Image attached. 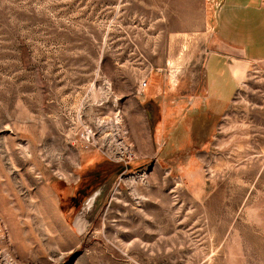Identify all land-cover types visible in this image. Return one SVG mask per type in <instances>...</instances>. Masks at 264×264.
Segmentation results:
<instances>
[{"label":"rangeland","instance_id":"1","mask_svg":"<svg viewBox=\"0 0 264 264\" xmlns=\"http://www.w3.org/2000/svg\"><path fill=\"white\" fill-rule=\"evenodd\" d=\"M200 10L0 0V264H264V61L223 101Z\"/></svg>","mask_w":264,"mask_h":264},{"label":"crops","instance_id":"2","mask_svg":"<svg viewBox=\"0 0 264 264\" xmlns=\"http://www.w3.org/2000/svg\"><path fill=\"white\" fill-rule=\"evenodd\" d=\"M198 5L200 26L188 32L216 39L221 52L209 56L206 70L225 101L230 88L228 60L264 61V0H198Z\"/></svg>","mask_w":264,"mask_h":264},{"label":"built area","instance_id":"3","mask_svg":"<svg viewBox=\"0 0 264 264\" xmlns=\"http://www.w3.org/2000/svg\"><path fill=\"white\" fill-rule=\"evenodd\" d=\"M144 86H145V81L142 82V87H144Z\"/></svg>","mask_w":264,"mask_h":264},{"label":"bare ground","instance_id":"4","mask_svg":"<svg viewBox=\"0 0 264 264\" xmlns=\"http://www.w3.org/2000/svg\"><path fill=\"white\" fill-rule=\"evenodd\" d=\"M117 119V118H116ZM117 121V120H116Z\"/></svg>","mask_w":264,"mask_h":264}]
</instances>
